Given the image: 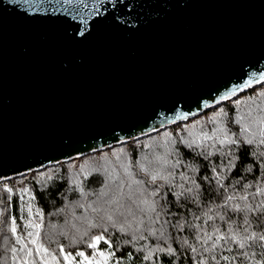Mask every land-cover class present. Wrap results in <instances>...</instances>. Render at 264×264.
<instances>
[{
	"label": "water",
	"instance_id": "95a60500",
	"mask_svg": "<svg viewBox=\"0 0 264 264\" xmlns=\"http://www.w3.org/2000/svg\"><path fill=\"white\" fill-rule=\"evenodd\" d=\"M261 77L264 0H0V183L187 122Z\"/></svg>",
	"mask_w": 264,
	"mask_h": 264
},
{
	"label": "trees",
	"instance_id": "16d2710c",
	"mask_svg": "<svg viewBox=\"0 0 264 264\" xmlns=\"http://www.w3.org/2000/svg\"><path fill=\"white\" fill-rule=\"evenodd\" d=\"M262 133L264 84L142 140L0 183V264H264V195H253L264 190ZM205 233L238 242L204 252Z\"/></svg>",
	"mask_w": 264,
	"mask_h": 264
},
{
	"label": "snow or ice",
	"instance_id": "6c2138e0",
	"mask_svg": "<svg viewBox=\"0 0 264 264\" xmlns=\"http://www.w3.org/2000/svg\"><path fill=\"white\" fill-rule=\"evenodd\" d=\"M261 79H264V77H261ZM250 83H251V81H248L245 85H243V87H247L248 84H250ZM235 91H236V89H233V92H235ZM224 98H225V97H221V99H224ZM262 135H264V133H262ZM221 143H233V144H234V143H236V141L231 140V139H229V138L226 137L225 140L221 141ZM247 143H248V144H251V143H252V140H248ZM261 143H264V140H262ZM262 155H264V153H262ZM151 179H152V181L154 182V181H156L157 176H156V175H153V176L151 177ZM160 179H166V178H165V177H160ZM137 183H141V182L137 181ZM220 186L223 187L222 184H221ZM244 187L247 188V187H251V186H250V185H245ZM9 191H10V190H9ZM25 191H27V190H25ZM186 191H187V192H191L192 189H187ZM152 194H153V195H157L158 192H153ZM253 195H264V190L257 189V192H256V193H253ZM234 198H235L234 196H228V197H227V200H232V199H234ZM247 198H248L247 196H242V197H241V199H243V200H247ZM246 207H248V206H246ZM260 207H264V205H261ZM141 210H142V209H141ZM151 210H152V211H155V205H154V203H153V205L151 206ZM235 210H236V211L241 210V209H240V206H239V205H236ZM109 219H110V218H109ZM211 219H212V217H209V220H211ZM220 219L223 220L224 217L221 216ZM245 223H246V224L248 223L247 219H245ZM181 227H182V226H181ZM13 231H14V229H13ZM245 231H247V229H245ZM215 232L218 233V232H219V229L216 228V229H215ZM152 234L155 235V233H152ZM30 235H31V233H30ZM160 236H161V237H164V233L161 232V233H160ZM253 238H255V234H254V233H253L251 236L246 237V239H249V240H250V239H253ZM101 239H102V237H96V240H97V241H99V240H101ZM259 239L264 240V236H260ZM197 240H198V241L203 240V244H207L208 241H213L212 244H211V247H210V248H209V247H204V248H203V251H204V252H214V251L217 249L218 245L220 244V241H221V240L225 241V244H227V243L229 242V240H231L232 242H238V241L236 240V236H234V235H233V236H230V237H225L224 235H216L215 240H213V235L208 234V233H205L203 237L197 236ZM184 243H185V244H188V241L185 240ZM244 246H245L244 243H240V244H239V247H240V248H244ZM90 247H95V244L90 245ZM159 250H160V251H164V249H162V248L159 249ZM229 250H230V249H229ZM167 251L169 252V254H171V253L173 252V250H172L170 247L167 249ZM191 251L195 253V252H197V249H196L195 247H192V248H191ZM78 255H80V256H84V253H83V252H80V253H78ZM101 255H103V253H101ZM149 258H150V256H146V257H145V259H149ZM85 259H87V257H85ZM211 259L214 260V261H216V264H219V261L217 260V258H216L215 255H212V256H211ZM221 259L227 261V260H229V257H227V256H221ZM200 264H204V261L201 260V261H200Z\"/></svg>",
	"mask_w": 264,
	"mask_h": 264
},
{
	"label": "rangeland",
	"instance_id": "374dc122",
	"mask_svg": "<svg viewBox=\"0 0 264 264\" xmlns=\"http://www.w3.org/2000/svg\"><path fill=\"white\" fill-rule=\"evenodd\" d=\"M107 255H104V256H100V255H97L92 264H107V262H105V259H106Z\"/></svg>",
	"mask_w": 264,
	"mask_h": 264
}]
</instances>
